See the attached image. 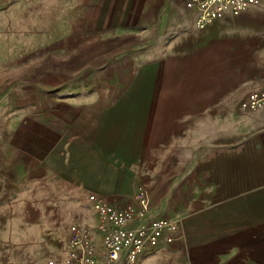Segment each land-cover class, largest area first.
Returning a JSON list of instances; mask_svg holds the SVG:
<instances>
[{
    "label": "crops",
    "instance_id": "obj_1",
    "mask_svg": "<svg viewBox=\"0 0 264 264\" xmlns=\"http://www.w3.org/2000/svg\"><path fill=\"white\" fill-rule=\"evenodd\" d=\"M30 1L35 15L39 8L59 5L67 38L108 43L111 52L127 59V77L134 57L142 56L143 79H132V87L141 83L136 87L148 92L63 98L47 108L46 123L52 128L0 130V264H41L47 250L65 255L60 264H75L66 252L74 225L89 235L94 264H104L98 219L87 197L95 194L124 208L136 206L140 191L151 219L180 220L183 239L159 246L165 257L177 261L180 251L188 264H230V250L245 238V197L230 205L228 195L214 203L213 195L205 194L188 197L191 203L184 204L161 179L180 172L178 157L188 138L195 145L189 150L198 153L199 131H205L204 147L211 156L195 165L194 183L207 179L201 173L204 166L229 176L236 167L229 161L235 157L231 146L237 153L246 145L264 152V110L254 115L248 144L245 128L239 127L240 103L264 80V0L202 30L196 27V14L185 7L189 0ZM154 82L158 95L150 96ZM216 121L227 123L215 135ZM215 154H224L218 163ZM6 169L22 170L27 185L6 180L1 171ZM220 178L225 186L231 182ZM249 211L256 216L258 209ZM146 253L136 264L143 263Z\"/></svg>",
    "mask_w": 264,
    "mask_h": 264
},
{
    "label": "rangeland",
    "instance_id": "obj_2",
    "mask_svg": "<svg viewBox=\"0 0 264 264\" xmlns=\"http://www.w3.org/2000/svg\"><path fill=\"white\" fill-rule=\"evenodd\" d=\"M54 1L57 2V0ZM31 2L30 0H5V5L0 3V130L12 133L35 127L34 125L39 128L51 127V124L46 123L47 108L53 102H57L56 100L63 98L93 96L111 99L119 96L146 95L148 90L136 87L141 83H136L137 85L132 87V79L137 80L136 82L143 79L141 69L145 65L142 56L134 57L133 75L128 73L127 77L125 72L130 69L127 59L119 55V52H111L108 43L78 41L72 39L73 35L67 38L63 31L62 10L58 8L59 5L48 10L39 8L35 15L36 10L32 8L34 2ZM137 50L141 55V46ZM126 80L130 81V86L125 84ZM153 84L154 86L149 90L150 96H157L156 82ZM259 112L262 110L252 114L239 112L240 119L243 121V125L239 127H244L246 130L247 144L252 141L251 134L255 129L254 115ZM226 123L225 121L214 122L215 135L218 134L219 128L225 127ZM203 133L205 131H199L198 153L189 150L195 145L190 146V138H188L178 157L182 167L180 172L176 171L165 180L161 179L163 186L165 184L166 191L172 195H180L185 200L184 204L191 203L188 197L197 198L205 194H212L214 203L225 201L222 197L228 195L227 203L230 205L236 204L235 198L245 197V200L241 201L246 205L245 234L243 235L245 238L239 243L240 245L237 243L238 248L230 250L229 261L230 264H264V152H254L246 145L243 152L237 153L239 149L231 146L230 149L234 151L231 155L235 157L229 161L232 165L235 163L236 167L228 171L229 176L223 171L220 172L218 168L204 169V166L201 168V173L205 174L204 178L207 179L194 183L190 175L196 171L195 165H202V160L211 156L205 151ZM185 148L186 151H184ZM223 155L215 154L217 163ZM169 156L165 154V159H169ZM1 171L6 180L13 179L22 188L27 185L22 178V170ZM222 175L223 178L231 181L226 186L221 181ZM6 184L13 187L9 181ZM225 188L229 190V193L224 192ZM254 197L257 198L255 202L250 199ZM249 207L258 209L256 216L250 214ZM180 215L183 216L184 211ZM158 248L146 253L142 264H188L182 261L181 258L184 257L180 251L177 253L179 261H174L170 256L165 257ZM46 252L41 264L49 260L60 264L65 257V255L63 258V255L54 256L49 250ZM173 256L176 257V253ZM224 260L226 259L223 258L222 261Z\"/></svg>",
    "mask_w": 264,
    "mask_h": 264
},
{
    "label": "built area",
    "instance_id": "obj_3",
    "mask_svg": "<svg viewBox=\"0 0 264 264\" xmlns=\"http://www.w3.org/2000/svg\"><path fill=\"white\" fill-rule=\"evenodd\" d=\"M259 0H189L185 7L196 14V27L207 26L229 15H238ZM245 114L264 109V80L239 105ZM87 201L98 219L102 236L104 264H136L138 258L161 245L183 239L180 220L151 219L143 192L136 195V206L117 208L89 194ZM68 258L75 264H94L89 235L74 225L69 228ZM45 264H56L49 260Z\"/></svg>",
    "mask_w": 264,
    "mask_h": 264
}]
</instances>
